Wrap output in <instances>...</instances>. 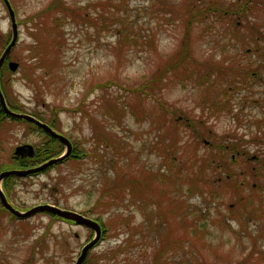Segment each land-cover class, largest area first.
I'll return each instance as SVG.
<instances>
[{
    "label": "rangeland",
    "instance_id": "1",
    "mask_svg": "<svg viewBox=\"0 0 264 264\" xmlns=\"http://www.w3.org/2000/svg\"><path fill=\"white\" fill-rule=\"evenodd\" d=\"M8 1L19 35L7 55L8 61L18 63L17 69L0 68L7 108L32 115L64 135L71 153L76 148L88 151L83 159H66L33 175L4 176L0 186L9 205L24 212L52 204L94 220L97 215L107 225L118 216L121 226L115 224L88 252L87 264H153L167 241L158 264H264V176L257 180L248 174V164L237 155L234 184L222 180L210 187L207 181L191 186L210 141L240 142L249 156L264 159V72L261 80L241 90L216 85L215 91L227 88L224 98L231 106L212 113L202 102L203 86L181 79L189 66L187 57H179L176 68L168 66L186 41L193 65L264 62V0L247 2V18L213 16L211 31L196 24L187 31L174 15L188 0ZM210 1L229 7L245 0L202 3ZM236 20L237 29L232 26ZM255 31L262 37L257 41L250 39ZM147 37L150 43L144 42ZM10 38L7 8L0 0V55L1 43ZM165 65L172 70L162 77L161 90L154 87L157 100L145 98L144 90H129L146 87ZM81 103L82 110H75ZM176 118L179 124L189 118L186 122L202 131L198 143L191 128L181 123L177 143L167 149L161 137L170 122L177 124ZM18 119L0 126V173L49 160L26 166L15 162L17 145L42 148L46 140L44 131ZM102 134L107 144L98 145ZM59 143V154L52 158L65 150ZM9 176L14 181L5 189ZM11 214L0 203V264H75L82 246L94 236L92 229L50 213L12 219ZM122 245L127 249L115 257L104 256Z\"/></svg>",
    "mask_w": 264,
    "mask_h": 264
},
{
    "label": "trees",
    "instance_id": "2",
    "mask_svg": "<svg viewBox=\"0 0 264 264\" xmlns=\"http://www.w3.org/2000/svg\"><path fill=\"white\" fill-rule=\"evenodd\" d=\"M248 1L249 0H245L242 3H239V1H237L236 3H234L235 5H231L229 7L227 6L222 7V6L216 5L213 1H210L209 4H207V3H202V0H188L185 3V5L181 8L182 11H178V13L174 15H177L178 18L182 19V21L184 22V25L187 27V31H189V28L190 26H192V24L202 26L204 28L203 31L205 30L211 31V29L213 28V22L212 23L210 22L211 18L212 20H214V17L218 19V18H223L225 16H232V15L233 16L235 15L237 19H239V17L247 18L249 15V10H251V5L250 6L248 5L247 3ZM51 4L57 5L58 2H52ZM236 22L237 20L232 22V26L235 29H237V26H238ZM232 33H235V30L232 31ZM253 34L254 35L250 37L251 40L255 39L257 41V39L262 38L260 36L261 33L259 31L258 32L255 31V33ZM8 41L9 40L6 39L1 43L2 45L4 44V48ZM150 41H151V37H147V40L144 42L150 43ZM141 42H143V40ZM187 47L188 46H187V41H186L181 45V48L177 55V59L176 58L171 59L172 61L170 65L168 64L167 65L171 66L172 69L174 67L176 68L178 58L179 57L182 58L183 56L187 57V61H188L187 64H189V66L187 67V69H185V71H183V73H181L182 75L181 79H183V81L186 79H194L195 81H197L199 85L203 86L205 93L203 94L204 96H202V102L204 103L205 107L212 113L220 112L221 110H226L231 106L229 99L224 98V92H226L227 88L226 87L223 88L222 91H220V89L219 90L216 89L215 91L214 87L216 85L218 84L223 85V83H226L229 86H233L234 88L241 90L243 86H246L247 84H249L248 82L257 81V78L254 76L253 73L257 71L259 67L264 65V62L260 63L259 65H255L253 62H250V61H245L243 63L230 62L229 64H226V62L224 61L222 63L207 62V63L202 64L201 66H198L196 63H194L193 65L192 60L189 55L190 52H186ZM260 54L261 56H264V52ZM4 64L5 63H3L1 69L6 70L7 72H10L9 69H7V67ZM172 69L167 68L165 65V67H163L162 69H158L155 72V74L147 80L146 87L141 86V87L131 88L129 90L132 92L138 91V90H144L143 93H146L145 98H150V97L155 98L154 96L155 93L153 92L154 87L161 90L163 88V86L160 85L162 81V77L164 78L165 77L164 74L168 73ZM3 70H1V74H0V77L2 78H4ZM100 86L103 87V85H99V87ZM155 100L157 99L155 98ZM82 105L83 103H81V105L79 106L80 108L76 107L75 110L77 111L82 110L83 108ZM164 105L165 103L160 102L161 107H164ZM10 106L15 109V107H13L12 105ZM115 107L116 105H114V107L111 110L115 111ZM166 109L167 108H165V110ZM166 111H168V109ZM169 112H172V110H170ZM187 119L189 118H186V120ZM14 120H20V119L12 117L8 115L7 113H5L0 105V126H2L1 124L5 121L8 122V121H14ZM186 120L180 121V124L184 123L186 127L191 128L192 138L198 143L199 138H202L204 136L202 134V131L197 130L194 126V123L192 124V123L186 122ZM164 122L166 123L167 119H164ZM176 122L177 124L172 122L173 125L170 122L168 129L162 134L161 140L167 141V149L171 148L173 144H176L178 141V133H179V127H180L179 119H177ZM29 123L32 124V126H35L36 129L42 130L41 128L37 127L33 123L31 122ZM45 135H46L45 145L42 148L36 147L35 154L32 157L19 158L15 162H17L21 166H26V165H29L28 163H32L34 161L43 162L57 155V153L59 152V151L57 152V150L60 147V143H59L60 141L57 138L52 137L47 133ZM169 136H172V138ZM262 143L264 144V140L262 141ZM97 144L98 145L107 144L105 135L102 134L101 136L97 137ZM240 146H241L240 142L238 146L235 143H229L226 145H222V144L215 145L213 141H210L208 143L209 148H208L207 154L199 158V164L197 165L194 171L195 176L192 178L191 186L193 184L196 186V184H198L201 181H203V183L205 184V181H207L210 184L209 185L210 187L214 183H219V181L221 182L222 180H224L225 182H230L231 184L232 183L234 184L236 182V179L234 177L238 173L233 171L232 167L236 165L237 155L238 156L242 155V158L245 162L243 160L242 161L248 164V166L245 164L246 166L245 168H247L249 172L248 174L252 175L257 180H259L261 176H264V159H260L258 154H253V156L252 155L249 156L246 149L244 147L241 148ZM74 150H75L73 151L74 153H72V155H70L68 159H73V160L83 159L85 156L88 155V151L86 150H80L77 148ZM165 156H168V154L165 153ZM168 158L170 157L168 156ZM248 161L255 162V163L257 162L260 164L249 166ZM245 168L243 170H245ZM207 170L209 171L210 175L206 178ZM223 172H225V175H222ZM152 176L153 175H150V179L156 178V176H153V177ZM11 178L12 176H9L5 180V183H4L5 189H8V186H10V184L14 181ZM122 184H123V181H122ZM202 184L200 185L201 187H202ZM191 190H192L191 188H188L189 192H191ZM108 191L111 192L112 189L110 188ZM108 191H102V192L106 193ZM251 199L253 202L254 198L251 197ZM88 212L91 213V211H88ZM9 216L11 217V219L15 218V216H13L12 214ZM117 217L116 218L113 217V219H108L110 223L109 225H107L106 222H104V220L101 219V217L97 215L94 217L95 220H97L102 227V239H105L108 237L107 235L108 233L106 232L110 231L113 227L115 228V224L120 225L121 223L120 219L116 222ZM165 244H166L165 246L167 247L170 243L169 241H167ZM165 246H161V249L157 250L153 264H158L159 255L163 253V250H165ZM122 249L126 250L127 245L125 246L122 245L121 249L119 248L114 249L113 251H110L107 255H104V256H108L112 254L113 257H115ZM86 260L87 258H85L82 264H87Z\"/></svg>",
    "mask_w": 264,
    "mask_h": 264
},
{
    "label": "water",
    "instance_id": "3",
    "mask_svg": "<svg viewBox=\"0 0 264 264\" xmlns=\"http://www.w3.org/2000/svg\"><path fill=\"white\" fill-rule=\"evenodd\" d=\"M3 1L7 8V12H8L9 20H10L11 38L0 55V68L5 58L7 57V55L9 54L13 46L16 44L18 35H19L18 34L19 29H18L17 22L15 20L14 11L8 0H3ZM7 67L11 72H14L18 67V63L16 61L10 60L7 63ZM0 104L3 110L5 111V113H7L8 115L15 117V118H22L28 122L33 123L34 125L41 128L43 131H45L50 136L57 138L65 146V150L63 154L59 155L58 157L50 158L49 160L43 162L42 164L38 166L30 167L27 169H21V170L19 169L7 170V171L0 173V181L6 175H14V176L20 177V176H27L30 174L38 173L42 171L43 169H45L46 167L53 165L54 163L63 161L66 157H68L71 154V144L64 135L58 133L53 128H51L48 124L40 121L39 119L35 118L32 115L25 114V113H16V112L9 110L6 106L1 90H0ZM34 154H35L34 146L29 143H24V144L17 145L14 148V151L12 153V158L19 159V158H24V157H32ZM0 203L5 208H7L9 211H11L14 216L18 218H27L38 212H46V213L56 215L64 220L71 221L76 225H80V226H84V227H88L92 229L94 231V236L82 246L75 264L83 263L88 252L96 246V244L98 243L101 237V233H102L101 225L96 220L91 219L90 217H87L75 211L63 209V208H60L52 204H38V205H35L25 210L24 212H19L13 209L7 202L4 192L1 189V186H0Z\"/></svg>",
    "mask_w": 264,
    "mask_h": 264
},
{
    "label": "flooded vegetation",
    "instance_id": "4",
    "mask_svg": "<svg viewBox=\"0 0 264 264\" xmlns=\"http://www.w3.org/2000/svg\"><path fill=\"white\" fill-rule=\"evenodd\" d=\"M9 42V41H8ZM8 42H7V44H8ZM6 44V45H7ZM251 51V49H247V52H250ZM2 53V52H1ZM8 57V56H7ZM8 58H6L4 61H5V63L6 62H8ZM4 63V62H3ZM260 68V67H259ZM262 72H264V67H261L260 69H258L257 71H255L253 74H254V76L257 78V81H258V79H260L261 80V75H262ZM261 74V75H260ZM262 78H263V76H262Z\"/></svg>",
    "mask_w": 264,
    "mask_h": 264
}]
</instances>
